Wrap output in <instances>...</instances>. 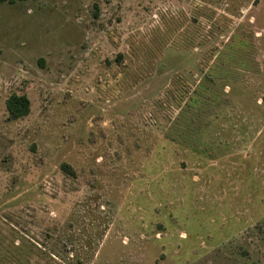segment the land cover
Returning <instances> with one entry per match:
<instances>
[{"label":"rangeland","instance_id":"1","mask_svg":"<svg viewBox=\"0 0 264 264\" xmlns=\"http://www.w3.org/2000/svg\"><path fill=\"white\" fill-rule=\"evenodd\" d=\"M0 264H264V0L1 5Z\"/></svg>","mask_w":264,"mask_h":264},{"label":"trees","instance_id":"2","mask_svg":"<svg viewBox=\"0 0 264 264\" xmlns=\"http://www.w3.org/2000/svg\"><path fill=\"white\" fill-rule=\"evenodd\" d=\"M14 0H0V6L12 2ZM20 2H25L29 0H17ZM7 110L10 117L13 119H19L28 116L30 113V101L26 96L12 95L7 101ZM67 168V166H65Z\"/></svg>","mask_w":264,"mask_h":264}]
</instances>
